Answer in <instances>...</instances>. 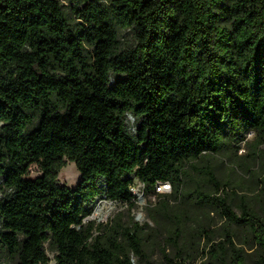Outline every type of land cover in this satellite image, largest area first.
I'll list each match as a JSON object with an SVG mask.
<instances>
[{
    "label": "trees",
    "instance_id": "obj_1",
    "mask_svg": "<svg viewBox=\"0 0 264 264\" xmlns=\"http://www.w3.org/2000/svg\"><path fill=\"white\" fill-rule=\"evenodd\" d=\"M62 1L0 0L7 254L50 264L47 245L54 264H264V0ZM64 159L80 174L73 188L57 181ZM133 178L155 199L152 226L85 222L96 200L134 208Z\"/></svg>",
    "mask_w": 264,
    "mask_h": 264
},
{
    "label": "rangeland",
    "instance_id": "obj_2",
    "mask_svg": "<svg viewBox=\"0 0 264 264\" xmlns=\"http://www.w3.org/2000/svg\"><path fill=\"white\" fill-rule=\"evenodd\" d=\"M61 2L66 6V3L61 0ZM119 41L121 48L126 49L128 47H131L134 43L133 40V33L130 31H120L119 32ZM126 124L128 127V131L133 134L134 133V127L136 124V120L131 115L127 116ZM33 126H31L29 129H32ZM253 138V133H249L247 135V139L251 140ZM243 154V150H239L238 155ZM64 166L60 169L58 175H57V181L59 185H63L69 188L75 187L79 180H80V174L77 171L74 163L69 162L67 159H64ZM264 173V172H263ZM262 173V174H263ZM41 176V172L38 170L36 166H32L30 168V179H35L37 177ZM132 193L135 196V206L134 208H129L128 205L122 204V203H115L111 201L106 200H96L92 204L93 213L90 217H88L85 222L87 221H94L96 224L102 223L106 224L110 219L115 218L119 216L120 222H122L125 225H131L132 223H138L139 225L148 224L149 226H152L151 221L146 217L145 214V206L147 205L148 201L154 202L155 199L153 197H144L143 196V186L140 182H138L135 178H133V184L131 188ZM139 197H142L143 201L139 202ZM3 199V193L0 190V201ZM45 248L47 250V254L49 259L51 260L50 264H54V252L50 250V248L45 245ZM152 260L159 261L160 256L158 253H155L152 256ZM0 264H15V260L10 257L5 248L0 243Z\"/></svg>",
    "mask_w": 264,
    "mask_h": 264
},
{
    "label": "built area",
    "instance_id": "obj_3",
    "mask_svg": "<svg viewBox=\"0 0 264 264\" xmlns=\"http://www.w3.org/2000/svg\"><path fill=\"white\" fill-rule=\"evenodd\" d=\"M169 185L168 184H161L157 187V192L160 193H167L169 192Z\"/></svg>",
    "mask_w": 264,
    "mask_h": 264
},
{
    "label": "water",
    "instance_id": "obj_4",
    "mask_svg": "<svg viewBox=\"0 0 264 264\" xmlns=\"http://www.w3.org/2000/svg\"><path fill=\"white\" fill-rule=\"evenodd\" d=\"M138 201L139 202H142L143 201L142 197H139Z\"/></svg>",
    "mask_w": 264,
    "mask_h": 264
}]
</instances>
